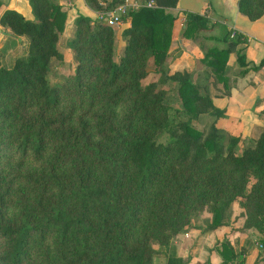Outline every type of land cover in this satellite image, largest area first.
Masks as SVG:
<instances>
[{"label":"trees","instance_id":"16d2710c","mask_svg":"<svg viewBox=\"0 0 264 264\" xmlns=\"http://www.w3.org/2000/svg\"><path fill=\"white\" fill-rule=\"evenodd\" d=\"M29 1L34 19L0 0V25L26 37L12 66L0 52V264H155L160 252L187 264L173 238L205 211L203 230L229 225L235 203L241 230L257 236L254 264H264V130L239 153L241 137L222 133L211 93L229 88L232 54L247 65L243 33L212 21V0L206 13L185 10L180 40L203 55L174 69L179 0L131 9L118 54L115 27L80 14L69 41L75 69L51 86L68 11L60 0ZM85 1L98 13L124 3ZM237 5L251 21L264 15V0ZM151 62L157 78L145 83ZM203 115L214 119L199 129ZM217 249L223 264H246V248L224 239Z\"/></svg>","mask_w":264,"mask_h":264},{"label":"crops","instance_id":"0c3cea01","mask_svg":"<svg viewBox=\"0 0 264 264\" xmlns=\"http://www.w3.org/2000/svg\"><path fill=\"white\" fill-rule=\"evenodd\" d=\"M3 1L5 9L17 10L27 18L34 19L29 0ZM60 3L68 11V18L65 31L59 40V49L63 35H65L66 41H70L73 38L76 30L75 20L80 14L97 18V12L91 9L85 0H60ZM207 7V0H199L197 5L179 0L177 7L171 9V11L177 16V22L182 29L184 27L185 10L206 13L208 12ZM208 14L212 21L222 20L228 27H234L252 39L248 44L242 45L247 65L242 66L237 60L235 53L229 59L227 74L229 88L227 89L224 84H219L217 88L211 87L215 106L225 112L224 116L218 118L217 125L225 135L230 134L241 137L238 148L239 153H241L243 147L258 138L264 130V15L259 20H249L247 16L239 11L237 0H212V9ZM129 25V20H124L117 25L116 36L117 39L122 38L123 47L126 44V40L123 39V31ZM0 31L3 34L1 41L5 38L4 36L10 35L9 29L2 25H0ZM177 32L178 35L181 33L175 28L174 38ZM18 40H26V37L22 36ZM179 41L182 53L174 61L172 67L174 69L193 68L195 66V57L199 58L203 53L196 45L191 44L189 40L181 41L179 39ZM186 45H189L191 50L189 48L186 49ZM174 48L177 47L174 46ZM199 50L201 56L199 55ZM190 52L195 53L192 54L193 57L189 61L187 58ZM227 90L228 92H226ZM208 118L211 121L214 119L213 116H208ZM208 217H211L210 213ZM194 222L198 228L189 229L173 238V245L176 246L178 255L183 257L187 264H223V257L217 248L224 239L230 240L237 251L239 249L235 245L234 238H237L240 245L244 244L243 240H248L251 237L257 240L256 233L253 230H232L235 228L231 225L220 226L214 230H203L206 227L204 223L196 220ZM258 253V247H249L245 254L246 264H254ZM158 256L163 259L162 264H167V254L165 252H160L155 257V264Z\"/></svg>","mask_w":264,"mask_h":264},{"label":"rangeland","instance_id":"374dc122","mask_svg":"<svg viewBox=\"0 0 264 264\" xmlns=\"http://www.w3.org/2000/svg\"><path fill=\"white\" fill-rule=\"evenodd\" d=\"M183 1V0H182ZM187 3H191L194 5L199 4V0H184ZM186 4V3H183ZM178 29L181 32V28L180 25L178 24V22L176 21L174 30ZM116 31H118V26H115ZM174 30H173V34H174ZM75 35V33H74ZM73 35V37H74ZM1 37H3V34L0 31V39ZM5 38L1 41L0 40V52H1V58H2V62L5 66H12V64L14 63L15 59L18 56H21L22 54H24V43L25 40H17L16 37L12 36V35H6L4 36ZM176 38V39H175ZM174 38V42L173 45L175 47H179L180 45V33L178 35H175ZM179 38V39H178ZM123 39H125L123 37ZM173 46V47H174ZM195 46V45H194ZM123 40L122 38H118L117 39V43H116V52L117 54L122 52L123 50ZM180 48L182 50V47L180 45ZM191 50V48L189 47V45H186V49ZM197 48L199 49V46H197ZM177 49V48H176ZM72 48L69 46V41L65 39V35H63L62 37V41L60 44V51L64 54V59L63 60H59L56 59L53 62V66H52V71L49 75V79H50V84L51 86L56 85L58 83H62L70 73H72L75 69L76 66V62L74 59V55L72 53ZM195 52H190L189 56L187 59H189V61L191 60V58L193 57L192 54H194ZM176 57H174L173 61H171V64L174 63V61L177 59V52H176ZM199 55L201 56V52L199 50ZM197 57H195L196 59ZM150 69H151V74L149 75L148 79L146 80L145 83L150 82L151 80H154L157 78V75L154 73V68H153V63H150ZM169 103L173 106V107H177L180 106V100L178 95L176 94V92L171 91L170 95H169ZM211 122V119L208 118V116L203 115L200 119L195 120L194 121V125L196 127H198L199 129H203L205 127H207L209 125V123ZM168 135L163 132L159 135V140L162 142H167L168 141ZM241 209L238 205V203H235L233 208H232V212L229 218V225H231L233 228L232 230H241V226H242V219L239 218ZM209 212L205 211V213H200L196 216L195 220L204 223L205 225H207L208 221H209V217H208ZM198 219V220H197ZM241 240V239H240ZM235 241V245L236 247L240 250L246 248L249 249V247H257L260 249V246L257 244H255V240L254 237L248 238V240H243V245H240L237 238H234ZM241 242V241H240ZM156 248H158V246H155ZM163 263V259H161V256H158L156 259V264H162Z\"/></svg>","mask_w":264,"mask_h":264},{"label":"built area","instance_id":"2783aa9c","mask_svg":"<svg viewBox=\"0 0 264 264\" xmlns=\"http://www.w3.org/2000/svg\"><path fill=\"white\" fill-rule=\"evenodd\" d=\"M154 5H155L154 1L143 2L142 0H124V3L119 5L114 10H109V11L100 12V13L97 12V18L100 20H105L108 22L109 25L115 27L121 24L125 20V17L127 16L128 12L131 9H138L142 6L153 7ZM185 20H186V16L184 18V22ZM233 29L234 30L232 31V34H231L232 36L235 35L236 31H240L234 27ZM243 35L246 38V42L243 43L244 45L252 41V39L248 37L247 35H245L244 33Z\"/></svg>","mask_w":264,"mask_h":264}]
</instances>
